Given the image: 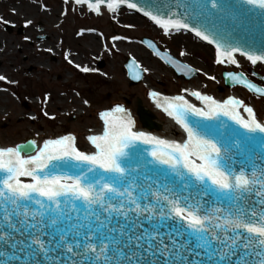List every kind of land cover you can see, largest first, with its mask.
<instances>
[{
    "label": "snow or ice",
    "instance_id": "obj_1",
    "mask_svg": "<svg viewBox=\"0 0 264 264\" xmlns=\"http://www.w3.org/2000/svg\"><path fill=\"white\" fill-rule=\"evenodd\" d=\"M76 3L97 13L105 3L112 12L139 8L166 33L190 30L214 44L219 63L237 64L236 53L264 61L217 29V19L237 20L232 0H146L150 10L132 0ZM242 3L264 15V0ZM192 95L204 106L183 96L161 105L183 127L182 141L135 130L117 105L100 114L91 152L73 135L0 147V264H264V137L253 135L264 123L251 107L244 118L240 100Z\"/></svg>",
    "mask_w": 264,
    "mask_h": 264
},
{
    "label": "rangeland",
    "instance_id": "obj_2",
    "mask_svg": "<svg viewBox=\"0 0 264 264\" xmlns=\"http://www.w3.org/2000/svg\"><path fill=\"white\" fill-rule=\"evenodd\" d=\"M28 1L44 15L40 20L34 19V23L12 19L14 0H0V17L8 21L0 23V74L7 78L0 81V146L33 140L40 143L63 135L75 136L83 146L90 131L100 129V114L117 105L135 114L141 100L146 109L154 112L155 98L149 87L142 82L131 86L125 64L132 57L117 49V42L123 48L140 47L150 55L156 69L149 65L146 71L142 69L144 79L148 77L152 86L163 93L179 95L184 93L183 88L191 86L216 99L243 93L247 103L254 105L258 118L264 120L263 98L239 87L219 91L224 86V71L242 73L264 86L258 77H264V66L243 59L244 66L219 63L214 50L201 47L196 38L167 35L131 11L122 14L137 17L138 24L127 22L129 18H124L126 22L114 19L118 14L110 15L105 7L96 13L66 0ZM89 36L96 39L95 49L87 47ZM177 37L183 43L175 41ZM144 38L197 69L199 76L189 82L177 78L165 62L141 43ZM79 55L92 70L85 72L69 60Z\"/></svg>",
    "mask_w": 264,
    "mask_h": 264
},
{
    "label": "water",
    "instance_id": "obj_3",
    "mask_svg": "<svg viewBox=\"0 0 264 264\" xmlns=\"http://www.w3.org/2000/svg\"><path fill=\"white\" fill-rule=\"evenodd\" d=\"M66 1L76 3V0H66ZM92 2L94 3L95 0H92ZM132 2H137L141 6H146V0H132ZM232 2L238 3L240 5L239 7L235 9L236 14H237V20L233 21L230 18H225L222 20L217 19L215 21L217 25V29L225 34L231 33V35L227 37V42L235 43L236 40H240L245 50L251 51L256 54L264 53V15L260 14L259 9H251V6L247 4H243L242 0H232ZM79 5L88 7L87 4H79ZM101 7L107 8V4L105 3L101 5ZM146 10H150V9L146 6ZM127 11H131L135 13L136 15L151 22L154 26L161 28L154 21H152L150 17L146 16L144 12L140 11L139 8L131 9V8H128L127 5H124L120 9H118L116 12H112L109 10V13L110 15H113V14L127 12ZM8 30L11 31L12 27L10 26ZM167 35L182 36V37H195L201 42V47H211L215 51L214 44L208 41H204L201 37L196 36V34L190 30H184V29H181L179 31L173 30L171 32H168ZM141 43L145 45L146 47H148L159 59L165 62L174 71L177 78H180V79L182 78L184 81L189 82L199 76V71L197 69H195L192 66H189L183 61L176 59L169 52L162 51L157 46V44H155V42H153L151 39L144 38L141 40ZM235 55L240 56L236 58L243 59L246 61L248 60L249 62H251L246 56L242 55L241 53H236ZM259 64L264 65V61H258L254 65H259ZM125 68L127 70V74H128V78L130 80L131 86L138 85L144 80V72L140 68L139 64L133 58H130L127 60L125 64ZM233 76L245 78L249 82L255 84L256 86L260 88H264V86H260L254 83L252 80H250L246 75L242 73L224 71L223 72L224 87L219 88L220 92L223 93L226 91V89H232L234 87H242L246 89L248 92H250L251 94L264 98V93H258L254 91L253 89H250L246 84H242L236 80H233ZM258 77L264 83V77L262 76H258ZM154 98L158 101V105L161 108H163L161 105L166 104V102L174 101V99L166 98V97H161V98L154 97ZM239 112L243 116L241 107L239 109ZM137 115L139 117V121L143 128L149 131L161 129V126L155 122V120L157 119L156 116L150 110H147L143 106L141 100H138L137 102ZM190 119L191 120H201L202 118L192 116L190 117ZM221 119L224 121H227L228 124H230L234 128L239 129L241 132L246 131L242 129L239 125H237L235 121H232L229 117L222 116ZM206 123L215 124L216 121H206ZM253 135L256 136L257 138L264 137V133H255ZM142 147H147V146L142 145ZM253 147H254V150L261 151V149H259L258 144H254ZM24 154H32V153H24Z\"/></svg>",
    "mask_w": 264,
    "mask_h": 264
},
{
    "label": "bare ground",
    "instance_id": "obj_4",
    "mask_svg": "<svg viewBox=\"0 0 264 264\" xmlns=\"http://www.w3.org/2000/svg\"><path fill=\"white\" fill-rule=\"evenodd\" d=\"M14 4H15L14 5L15 8L11 11L13 13V15H11L12 19H15L17 21H20V19L22 18V20H21L22 23H28V21H31L32 23H34L35 20H40L42 17H44V15L42 13H40L38 11V9L32 3H30L28 0H14ZM117 14H118V18H115V16H113L114 19H120L123 22H126V20L124 18H129V19H127V22H131V23H137L138 24L139 21H140L137 17L132 16V15H124L122 13H117ZM28 15H29L30 18L27 17ZM128 16H131V17H128ZM89 38H90V43L87 45V47H89L91 49H93V48L95 49L97 47L96 39L93 36H89ZM176 39H178V40H175V41L182 42L183 43V40L182 39H179V37H177ZM78 46L80 48L83 47L81 44H78ZM116 47L123 54L130 55L139 64V66H140L141 69H143V70L146 71V68L148 67V65L150 67H153L154 69H156L155 65H152V63H151V59L152 58L150 57V55L145 50L141 49L140 47L128 46L126 48H123L121 42L120 43L117 42ZM69 60H73V62L76 65H80L79 68H82V69L88 68L89 70H92L91 68H89L84 63V60H83V56L82 55H79L75 59H73L72 57H70ZM237 61H238V63L237 64H234V65H238L239 66V64H241V66H244V64H245L244 62L245 61H243V60H241L239 58H237ZM224 64L227 65L226 62H224ZM0 66H2L1 61H0ZM142 83L144 85H146V86L149 87L151 94L152 93L157 94L155 96L156 98H161L163 96L165 97L167 95L166 93H163L161 90H158L157 88L153 87L152 86V83H151V80L148 77H145V79H144V81ZM193 92H200V93H202L204 95L211 96V95L207 94L206 92L201 91L199 88H195V87H192L191 86L189 88V90L187 91V95H183V97L185 99H187L189 102H191L192 104L199 105V104H202L203 103V101L199 100L198 98L197 99H193L190 96ZM229 98H234V99H237V100H240V101L243 102L241 108H242V112H243L244 118H246V119L248 118L247 112L244 111V107L245 106L246 107H251L254 110V112L256 113L255 108H254V105H252L251 102H250V104L247 103V101L245 99V95L243 93H241V94L232 93V94H230ZM78 113H80V112H78ZM172 123L173 122L171 120H168L167 121V124L164 126V132H166L168 134L167 137H166V139H168V140H173V135L176 136L177 135V132H178V129ZM102 125L103 126L100 129L93 130L92 131V135L101 134L103 132V130H104V124H102ZM142 130L143 131H146V132H149L147 129H142ZM155 135L157 136V134H155ZM39 144H42V142H40V143L38 142V145ZM0 147H3V146H0Z\"/></svg>",
    "mask_w": 264,
    "mask_h": 264
}]
</instances>
